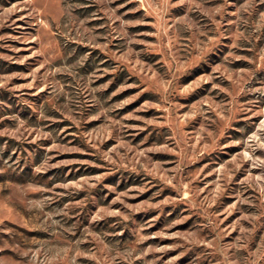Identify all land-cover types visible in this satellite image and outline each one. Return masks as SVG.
<instances>
[{
    "label": "rangeland",
    "instance_id": "rangeland-1",
    "mask_svg": "<svg viewBox=\"0 0 264 264\" xmlns=\"http://www.w3.org/2000/svg\"><path fill=\"white\" fill-rule=\"evenodd\" d=\"M0 264H264V0H0Z\"/></svg>",
    "mask_w": 264,
    "mask_h": 264
}]
</instances>
